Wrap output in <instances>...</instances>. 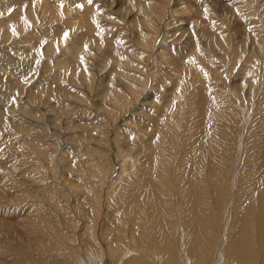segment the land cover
I'll return each instance as SVG.
<instances>
[{"label":"bare ground","instance_id":"obj_1","mask_svg":"<svg viewBox=\"0 0 264 264\" xmlns=\"http://www.w3.org/2000/svg\"><path fill=\"white\" fill-rule=\"evenodd\" d=\"M0 87V264H264V0H0Z\"/></svg>","mask_w":264,"mask_h":264},{"label":"rangeland","instance_id":"obj_2","mask_svg":"<svg viewBox=\"0 0 264 264\" xmlns=\"http://www.w3.org/2000/svg\"><path fill=\"white\" fill-rule=\"evenodd\" d=\"M176 17L179 18L178 16H175L174 19H176ZM185 18H186V17H184V19H185ZM183 26H184L185 28H187V27H188V24L186 23V24L183 25ZM9 50L12 51L10 48H7V49H6V51H9ZM3 53H7V52L3 51ZM9 54H12V52H10ZM0 89H2V90H0V93L2 92V93L4 94V95H3L2 93L0 94V99H1L0 102H1V101L6 102L5 100L10 101V103H12V102L14 103V102H15L14 100H12V99L9 98V95H10L9 92H10V91L8 90V87H7V88H6V87H5V88H3V87L1 88V87H0ZM6 89H7V90H6ZM6 91H7V93H6ZM8 91H9V92H8ZM7 96H8V98H7ZM4 97H5V98H4ZM3 98H4V99H3ZM59 135L61 136V133H60ZM20 142H21V140L18 141V144H19ZM19 145H23V144L20 143ZM50 155H51V150H50ZM15 161H16V160H15ZM20 162H21V160H19V161L17 160V161L15 162V165H17V166L20 165ZM4 170H5V171H4ZM8 172H9V169H8L6 166L0 168V173H1V175H0V181L3 182V180H2L1 178H2V176H5L4 174H6L7 177L10 176ZM3 189H4V190H7L8 187L6 186V188L4 187ZM17 203H18V205L20 204L19 202H17ZM19 206L21 207V204H20ZM14 212H17V210H15ZM20 212H21V209H20L19 212H17V214H18V213L21 214ZM0 254H1V253H0ZM3 264H5V263H3Z\"/></svg>","mask_w":264,"mask_h":264},{"label":"snow or ice","instance_id":"obj_3","mask_svg":"<svg viewBox=\"0 0 264 264\" xmlns=\"http://www.w3.org/2000/svg\"><path fill=\"white\" fill-rule=\"evenodd\" d=\"M89 3L92 2V0H88ZM62 6V5H61ZM79 7H83L82 5H79ZM65 37H67V33H65Z\"/></svg>","mask_w":264,"mask_h":264}]
</instances>
